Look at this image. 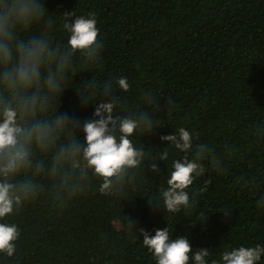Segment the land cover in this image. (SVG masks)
<instances>
[{
    "label": "trees",
    "instance_id": "1",
    "mask_svg": "<svg viewBox=\"0 0 264 264\" xmlns=\"http://www.w3.org/2000/svg\"><path fill=\"white\" fill-rule=\"evenodd\" d=\"M46 7L56 19L54 42L66 40L64 13L93 14L102 42L97 64L74 57L66 105L89 80L102 86L127 78V92L113 89L125 106L151 90L159 128L133 142L149 158L166 151L168 159L158 162L159 175L137 170L138 182L123 198L99 193L93 179L60 209L45 196L31 202L11 217L20 238L12 258L0 257L3 264H155L141 227L187 235L213 258L241 243L264 242V0H46ZM96 99L102 97L94 107ZM180 126L206 143L221 167L205 161V173L190 186L192 208L167 214L155 202L171 161L184 154L159 136Z\"/></svg>",
    "mask_w": 264,
    "mask_h": 264
},
{
    "label": "clouds",
    "instance_id": "2",
    "mask_svg": "<svg viewBox=\"0 0 264 264\" xmlns=\"http://www.w3.org/2000/svg\"><path fill=\"white\" fill-rule=\"evenodd\" d=\"M52 13L46 0H0V257L12 258L20 238L11 217L41 196L60 209L97 179L99 193L123 198L135 188L137 170L159 175L158 162L168 159L166 151L149 158L133 142L141 133L150 139L159 128L153 113L160 104L151 90L125 106L113 89L127 92V78L114 77L102 86L89 80L72 90L66 105L74 57L97 64L103 47L91 13H64L66 40L54 42ZM97 95L102 99L94 107ZM159 140L184 155L171 161L155 203L167 214L188 212L195 199L190 186L205 173L204 162L217 170L221 162L184 126ZM259 203L264 206V198ZM137 231L155 264H264V242L241 243L213 258L208 248L193 247L187 235L170 236L167 227L154 234L142 227Z\"/></svg>",
    "mask_w": 264,
    "mask_h": 264
}]
</instances>
